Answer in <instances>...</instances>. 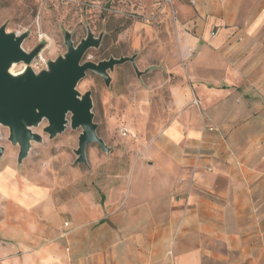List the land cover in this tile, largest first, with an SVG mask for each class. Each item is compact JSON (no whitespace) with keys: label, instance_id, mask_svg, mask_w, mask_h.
I'll list each match as a JSON object with an SVG mask.
<instances>
[{"label":"crops","instance_id":"0c3cea01","mask_svg":"<svg viewBox=\"0 0 264 264\" xmlns=\"http://www.w3.org/2000/svg\"><path fill=\"white\" fill-rule=\"evenodd\" d=\"M173 9L113 94L125 159L1 174L0 264H264V0Z\"/></svg>","mask_w":264,"mask_h":264},{"label":"rangeland","instance_id":"374dc122","mask_svg":"<svg viewBox=\"0 0 264 264\" xmlns=\"http://www.w3.org/2000/svg\"><path fill=\"white\" fill-rule=\"evenodd\" d=\"M161 0H0V26L5 25L7 31H28L22 46L29 51L38 43L43 42L40 53L45 61L55 59L66 51L64 33L69 31L74 44L86 35L90 28L95 36L103 33L100 45L89 48L83 60L98 62L110 56L131 55L137 52L141 45L159 42L157 34L161 29L176 28L178 20L172 7L165 6L161 14L156 15ZM190 3V0H183ZM174 12H172L171 11ZM123 70L124 63L119 64L118 73L115 67L109 72L111 81L105 84L100 75L88 70L76 86L83 94L91 92L93 120L97 123V134L101 137L110 133V147L103 151L96 143L86 146L87 163L75 162L74 149L77 147L78 135L81 128H71L68 123L66 129L53 138L43 131L47 124L43 120L33 131L41 134L40 142H32L28 156L21 163H17L18 146L8 140L7 127H0V144L4 152L0 155V176L7 173L15 180L21 174L31 181L44 184L52 177V184L66 183L74 177L71 167L79 164L85 171H91L93 159H125V141L119 133L123 117L114 113V91L124 90L125 84L130 82L135 72L131 65ZM41 66V65H39ZM24 63H14L10 71L19 72ZM117 82H113V79ZM128 89L131 85L128 83ZM136 90L137 88H133ZM69 118V115H68ZM112 143H115L113 147ZM115 148H118L115 150ZM111 166L119 165L111 160ZM123 166V161L120 162ZM107 165L106 162L100 166ZM113 167V168H114ZM115 167V168H116ZM35 172V175L33 173ZM32 173V174H31Z\"/></svg>","mask_w":264,"mask_h":264},{"label":"water","instance_id":"95a60500","mask_svg":"<svg viewBox=\"0 0 264 264\" xmlns=\"http://www.w3.org/2000/svg\"><path fill=\"white\" fill-rule=\"evenodd\" d=\"M27 35L28 31L17 33L7 31L5 25L0 26V127H7L8 140L18 146L17 163L28 156L32 142L41 141V134L33 128L43 120L47 121L43 131L49 138L62 133L68 123L73 129L81 128L74 149L77 163H87V144L96 143L101 150L109 151L110 147L96 131L91 92L88 90L81 94L76 86L88 70L109 84V72L127 61L139 76L142 71L134 62L135 55L110 56L98 62L83 60L89 48L100 45L103 33L95 36L87 28L86 35L74 44L71 33L66 31V51L55 59L47 60L45 68L36 72L30 64L43 48V42L27 51L22 46ZM20 62L24 63L23 69L12 73L11 66ZM3 152L4 147L0 144V155Z\"/></svg>","mask_w":264,"mask_h":264},{"label":"built area","instance_id":"2783aa9c","mask_svg":"<svg viewBox=\"0 0 264 264\" xmlns=\"http://www.w3.org/2000/svg\"><path fill=\"white\" fill-rule=\"evenodd\" d=\"M173 2H174V0H161V1L159 2V4H158V10H157V12H156V15L161 14V13L163 12V8H164L165 6L172 7ZM190 2L193 3L194 0H190ZM171 11H172V9H171ZM172 12H173V11H172ZM173 13H174V12H173ZM17 33H19V32H17ZM46 63H47V61H45V60L43 59V57L41 56V53L39 52L38 55H37V56L33 59V61L31 62L30 66L32 67V69H33L34 71L38 72V71H40L41 69L45 68ZM39 65H41V66H39ZM193 102H196V101L194 100ZM208 129H209V130H212L213 127L209 126ZM119 133H120V135H121L122 137H128V134H129L128 130L125 129V128L120 129Z\"/></svg>","mask_w":264,"mask_h":264},{"label":"bare ground","instance_id":"6f19581e","mask_svg":"<svg viewBox=\"0 0 264 264\" xmlns=\"http://www.w3.org/2000/svg\"><path fill=\"white\" fill-rule=\"evenodd\" d=\"M11 72H12V73H15V72H13V71H11ZM19 72H20V71H19ZM19 72H16V73H19ZM16 73H15V74H16Z\"/></svg>","mask_w":264,"mask_h":264},{"label":"flooded vegetation","instance_id":"af4514ba","mask_svg":"<svg viewBox=\"0 0 264 264\" xmlns=\"http://www.w3.org/2000/svg\"><path fill=\"white\" fill-rule=\"evenodd\" d=\"M16 161H17V159H16Z\"/></svg>","mask_w":264,"mask_h":264}]
</instances>
